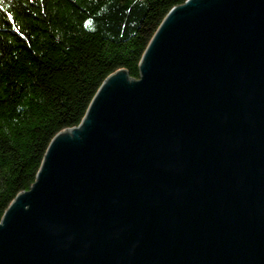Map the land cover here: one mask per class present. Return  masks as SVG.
<instances>
[{
	"label": "water",
	"instance_id": "obj_1",
	"mask_svg": "<svg viewBox=\"0 0 264 264\" xmlns=\"http://www.w3.org/2000/svg\"><path fill=\"white\" fill-rule=\"evenodd\" d=\"M140 70L52 139L0 264H264V0L174 7Z\"/></svg>",
	"mask_w": 264,
	"mask_h": 264
},
{
	"label": "trees",
	"instance_id": "obj_2",
	"mask_svg": "<svg viewBox=\"0 0 264 264\" xmlns=\"http://www.w3.org/2000/svg\"><path fill=\"white\" fill-rule=\"evenodd\" d=\"M186 1L0 0V222L108 76L140 79L155 32Z\"/></svg>",
	"mask_w": 264,
	"mask_h": 264
},
{
	"label": "bare ground",
	"instance_id": "obj_3",
	"mask_svg": "<svg viewBox=\"0 0 264 264\" xmlns=\"http://www.w3.org/2000/svg\"><path fill=\"white\" fill-rule=\"evenodd\" d=\"M71 130H73V129H71ZM67 131H70V130H69V129L63 130V131H61V133H60L59 135L62 136V134H63L64 132H67Z\"/></svg>",
	"mask_w": 264,
	"mask_h": 264
},
{
	"label": "rangeland",
	"instance_id": "obj_4",
	"mask_svg": "<svg viewBox=\"0 0 264 264\" xmlns=\"http://www.w3.org/2000/svg\"><path fill=\"white\" fill-rule=\"evenodd\" d=\"M187 1H188V0H187ZM187 1H186V2H187ZM186 2H185V3H186ZM185 3H184V4H185ZM184 4H182V5H184ZM176 7H177V6H176ZM65 130H66V129H65ZM14 200H15V199H14ZM14 200H13V201H14ZM13 201H12V202H13ZM11 204H12V203H11ZM11 204H10V205H11ZM9 207H10V206H9ZM9 207H8V208H9Z\"/></svg>",
	"mask_w": 264,
	"mask_h": 264
}]
</instances>
